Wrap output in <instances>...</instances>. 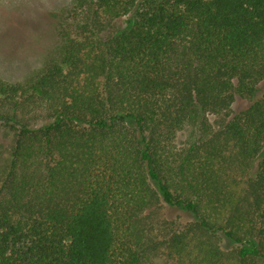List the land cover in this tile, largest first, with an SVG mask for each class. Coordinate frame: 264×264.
Instances as JSON below:
<instances>
[{
	"label": "trees",
	"instance_id": "obj_1",
	"mask_svg": "<svg viewBox=\"0 0 264 264\" xmlns=\"http://www.w3.org/2000/svg\"><path fill=\"white\" fill-rule=\"evenodd\" d=\"M63 16L58 60L0 81V264H264V0Z\"/></svg>",
	"mask_w": 264,
	"mask_h": 264
},
{
	"label": "rangeland",
	"instance_id": "obj_2",
	"mask_svg": "<svg viewBox=\"0 0 264 264\" xmlns=\"http://www.w3.org/2000/svg\"><path fill=\"white\" fill-rule=\"evenodd\" d=\"M73 3L74 0H0V81L27 84L49 61L58 60L63 45L59 21ZM114 13L107 14L113 17ZM126 20L127 16L115 17V26L125 29ZM246 104L237 100L233 110ZM183 137L180 135L178 141Z\"/></svg>",
	"mask_w": 264,
	"mask_h": 264
}]
</instances>
